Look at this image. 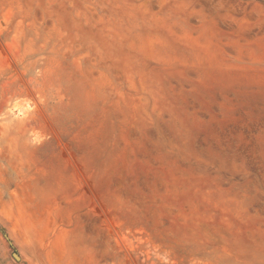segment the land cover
Masks as SVG:
<instances>
[{"label":"rangeland","instance_id":"374dc122","mask_svg":"<svg viewBox=\"0 0 264 264\" xmlns=\"http://www.w3.org/2000/svg\"><path fill=\"white\" fill-rule=\"evenodd\" d=\"M0 264H264V0H0Z\"/></svg>","mask_w":264,"mask_h":264},{"label":"bare ground","instance_id":"6f19581e","mask_svg":"<svg viewBox=\"0 0 264 264\" xmlns=\"http://www.w3.org/2000/svg\"><path fill=\"white\" fill-rule=\"evenodd\" d=\"M236 124V123H235ZM257 142V141H256Z\"/></svg>","mask_w":264,"mask_h":264}]
</instances>
